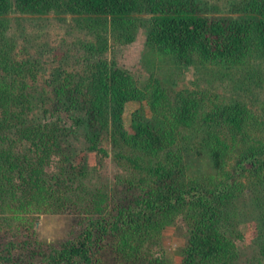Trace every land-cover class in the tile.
<instances>
[{"label":"rangeland","instance_id":"rangeland-1","mask_svg":"<svg viewBox=\"0 0 264 264\" xmlns=\"http://www.w3.org/2000/svg\"><path fill=\"white\" fill-rule=\"evenodd\" d=\"M203 1L223 9L232 0ZM150 29L145 11L115 19L79 13L60 1L28 10L9 0L0 14V79L11 84L15 77L16 87L25 82L32 95L29 118L62 127L45 155L31 141L13 143L20 154L28 153L29 183L24 198L15 185L22 177L13 176L0 197V257L7 256L10 264H49L48 256L64 242L87 228L97 234L98 220L116 219L149 198L164 200L168 189L148 169L160 163L169 167V153L178 162L170 181L188 186L226 180L236 190L227 252L207 264H264V169L260 175L250 160L239 162L250 143L233 134L224 113L227 106L240 105L248 136L264 138V52L238 61L198 56L182 64L148 42ZM112 64L131 75L125 128L134 114L149 120L166 138L160 153L124 142L110 118L91 122L82 92L74 95L77 107L64 108L76 86L85 89L92 75ZM188 102L191 125L179 121ZM78 116L85 120L76 125ZM212 149L221 153V169L214 166ZM137 235L147 239L141 254L129 258L116 250L114 234L93 236V264H183L190 236L186 205L160 210Z\"/></svg>","mask_w":264,"mask_h":264},{"label":"trees","instance_id":"trees-1","mask_svg":"<svg viewBox=\"0 0 264 264\" xmlns=\"http://www.w3.org/2000/svg\"><path fill=\"white\" fill-rule=\"evenodd\" d=\"M57 1L79 13L109 15L115 19L145 11L151 15L148 42L173 53L182 64H190L198 56L204 59L238 61L249 53L264 52V0H232L223 9L203 0H15L17 6L28 10L52 6ZM8 5L9 0H0V14L7 10ZM130 81L131 75L126 69L113 64L106 66L89 78L85 89H82L84 84L82 88L81 84L76 86L69 104L64 108L71 110L73 106L77 107L79 98L74 95L82 92L87 97L83 106L87 109L91 122L110 118L124 142L146 153L158 154L165 150L167 141L149 120L134 114L131 124L127 128L124 126L125 104L132 99ZM12 82L7 83L4 76L0 79L1 198L6 191L5 184L13 176L22 177L21 187H18L20 184L15 185L24 192L22 197L27 194L28 164L24 161L28 158V153L23 156L19 150L16 151L13 143L31 141L36 152L45 155L50 149L47 144L58 141V132L62 128L58 121L42 123L34 121V117L29 118L28 112L32 108L31 92L25 82L17 87L14 85L17 82L15 77ZM242 112V107L234 104L227 106L224 113L227 114L226 121L233 134L240 135L250 143L248 152L239 162L250 160L252 167H256L257 173L261 175L264 169V138L248 136L247 121ZM74 117L76 116L73 119ZM80 118H75L76 125L85 120ZM179 121L191 125L192 107L189 102L182 105ZM91 141L95 142L93 135ZM92 148H96V145L92 144ZM211 152L214 166L221 169L220 151L212 149ZM169 156L173 160L169 167L160 163L148 169L159 175L161 183L168 189L169 194L164 200L149 198L139 208L121 212L116 219L98 220L97 234L87 228L76 239L64 242L48 256L49 264H93L97 257L93 254L92 238H100L103 233H112L118 238L116 250H125L128 258L138 257L147 236L137 235V232L151 226L157 212L178 204L186 205V217L190 226L183 264H207L208 261L223 257L229 242L227 226L231 224L228 221L229 209L231 200L236 195L235 188L226 180L208 184L194 181L188 186L181 181H170L178 162L173 159L176 155L173 154L172 157L169 153ZM39 157V161L44 158ZM0 264H10L9 258L0 257Z\"/></svg>","mask_w":264,"mask_h":264}]
</instances>
